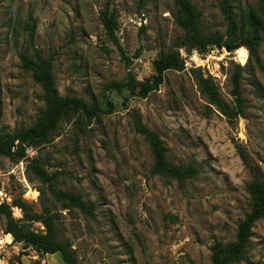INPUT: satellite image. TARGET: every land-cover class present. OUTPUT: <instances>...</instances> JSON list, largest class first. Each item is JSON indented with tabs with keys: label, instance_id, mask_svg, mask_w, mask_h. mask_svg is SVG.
Wrapping results in <instances>:
<instances>
[{
	"label": "rangeland",
	"instance_id": "374dc122",
	"mask_svg": "<svg viewBox=\"0 0 264 264\" xmlns=\"http://www.w3.org/2000/svg\"><path fill=\"white\" fill-rule=\"evenodd\" d=\"M190 1L201 15L199 38L211 42L205 48L190 47L194 37L177 23L176 0H0V135L30 129L46 110L44 90L22 57L50 61L60 97L100 111L62 121L50 144L27 150L30 163L0 157V204L16 221L49 210L56 239L71 246L78 264H212V247L235 243L252 212L256 171L264 182V39L254 56L239 43L231 52L219 45L233 36L225 10L248 36L250 15L264 22V0ZM107 5L116 12L114 40L101 22ZM176 51L182 64L147 99L139 88L117 91L152 80L155 62ZM234 64L246 67L241 109L232 95ZM197 68L216 86L227 116L201 93ZM138 126L160 137L169 163L192 166L198 176L179 182L154 175ZM53 192L79 198L83 209ZM5 228L0 217V264H65L60 255L23 251ZM32 231L46 229L36 223ZM236 264H264V220Z\"/></svg>",
	"mask_w": 264,
	"mask_h": 264
},
{
	"label": "trees",
	"instance_id": "16d2710c",
	"mask_svg": "<svg viewBox=\"0 0 264 264\" xmlns=\"http://www.w3.org/2000/svg\"><path fill=\"white\" fill-rule=\"evenodd\" d=\"M175 4V17L178 25L183 28L187 34L193 35L194 37L190 47L201 46L205 48L207 45H211V42H204L198 36V23L201 15L191 1L176 0ZM225 12L227 20L232 28L233 36L229 40L230 42L219 45V47L221 49L226 48L233 51L235 50L234 45L239 43V47H246L250 51L251 56H254L256 47L264 39V22L257 19L254 15H250L248 18L249 34L248 36H243L237 32L232 15L227 10H225ZM101 22L108 37L112 40L116 39V12L112 10L109 5H107L101 13ZM35 30L36 28L33 24L30 30L31 41L34 39ZM194 35H196V37ZM237 51L238 50H236V52ZM22 62L25 69L31 71L36 82L42 86L46 110L42 114L40 121L30 129L14 135H0V157L17 162H22L27 159V150L29 148H40L50 144L53 135L62 121L72 116L94 119L100 113L95 106L88 104L82 99L60 97L52 75V63L50 61L35 63L27 57H22ZM181 64L182 61L179 51L169 53L155 62L154 69L156 75L152 80L136 85L133 80H131L129 84L119 87L117 91L122 93L123 90L139 88L138 95L143 99H147L150 93L158 91L164 84L165 74L178 68ZM245 71L246 67L234 64V73L231 79L233 89L232 95L235 97L239 109L242 108V81ZM193 72L199 76L201 93L207 96L210 105L217 107L224 116H227L224 104L213 82L200 77L197 70H193ZM255 86L256 89L261 90L258 82H255ZM235 114L237 115L238 112L236 111ZM137 132L142 135L150 145L154 158V175L164 176L179 182L194 179L198 176L199 172L192 166L176 167L168 162L165 145L157 134L142 126L137 127ZM29 167L35 170L40 181L44 185H49L51 188L53 187L52 180L42 169L34 167L33 165ZM53 193L60 202L72 203L76 208H82L79 198L68 196L67 194ZM249 193L252 203V212L240 225L237 241L230 245L216 243L211 249L212 264H236L246 259L251 231L256 223L264 220V182L259 177L257 171L256 174H254V180L250 185ZM50 213L49 210H45L43 215L25 214L22 221H16L13 218L11 207L7 204L0 205V217H3L6 221L5 234L9 235L7 236L9 239H11V237L13 238L14 244L26 243L27 245L22 247L23 251L33 249L39 259H43L47 255H60L65 264H78L71 254V246L64 245L56 239L57 235L54 220ZM36 223L42 224L46 232L39 234L33 232V224ZM18 264H22L20 260Z\"/></svg>",
	"mask_w": 264,
	"mask_h": 264
},
{
	"label": "water",
	"instance_id": "95a60500",
	"mask_svg": "<svg viewBox=\"0 0 264 264\" xmlns=\"http://www.w3.org/2000/svg\"><path fill=\"white\" fill-rule=\"evenodd\" d=\"M196 48H197L198 52L201 53V51H202L201 47H196ZM227 52H231V50L230 49H227ZM196 70L198 71L199 74H201V68H197ZM25 161L27 163H30L31 162V159L27 158ZM26 245H27L26 243H23L22 244V247H25Z\"/></svg>",
	"mask_w": 264,
	"mask_h": 264
},
{
	"label": "bare ground",
	"instance_id": "6f19581e",
	"mask_svg": "<svg viewBox=\"0 0 264 264\" xmlns=\"http://www.w3.org/2000/svg\"><path fill=\"white\" fill-rule=\"evenodd\" d=\"M195 52V49L192 51L191 54H193ZM196 52H198L197 48H196ZM200 53V52H199ZM201 54V53H200ZM234 60L236 61V59L234 58Z\"/></svg>",
	"mask_w": 264,
	"mask_h": 264
},
{
	"label": "crops",
	"instance_id": "0c3cea01",
	"mask_svg": "<svg viewBox=\"0 0 264 264\" xmlns=\"http://www.w3.org/2000/svg\"><path fill=\"white\" fill-rule=\"evenodd\" d=\"M46 257V256H45ZM24 264V263H23Z\"/></svg>",
	"mask_w": 264,
	"mask_h": 264
},
{
	"label": "built area",
	"instance_id": "2783aa9c",
	"mask_svg": "<svg viewBox=\"0 0 264 264\" xmlns=\"http://www.w3.org/2000/svg\"><path fill=\"white\" fill-rule=\"evenodd\" d=\"M1 205V204H0Z\"/></svg>",
	"mask_w": 264,
	"mask_h": 264
}]
</instances>
